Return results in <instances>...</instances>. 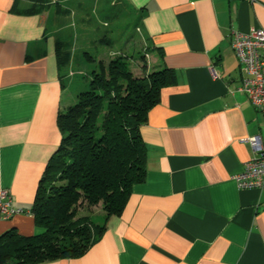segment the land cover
<instances>
[{
	"label": "crops",
	"instance_id": "obj_1",
	"mask_svg": "<svg viewBox=\"0 0 264 264\" xmlns=\"http://www.w3.org/2000/svg\"><path fill=\"white\" fill-rule=\"evenodd\" d=\"M125 1L141 15L153 65L175 76L139 128L144 179L82 255L37 264H264V191L234 179L254 155L246 140L264 143V114L239 89L231 47L233 30L264 29V0ZM13 8L0 0V189L24 212L0 219V235L31 236L36 189L60 143L57 113L71 94L50 22Z\"/></svg>",
	"mask_w": 264,
	"mask_h": 264
},
{
	"label": "trees",
	"instance_id": "obj_2",
	"mask_svg": "<svg viewBox=\"0 0 264 264\" xmlns=\"http://www.w3.org/2000/svg\"><path fill=\"white\" fill-rule=\"evenodd\" d=\"M117 1V11L127 5L125 0ZM53 4L52 0H14L13 9L33 15ZM136 12L134 25L139 27L141 15ZM107 16L113 17L111 13ZM108 33L102 34L98 44L110 48L115 42ZM142 34L152 53L149 37ZM64 45L56 38L62 86L61 72L70 62ZM116 53L103 59L83 52L93 66L84 73L86 84L75 90L73 101L57 113L60 143L45 167L31 206L39 230L31 236L12 230L1 234L0 264H37L82 255L100 239L107 218L121 213L132 185L144 179L146 148L139 128L159 102L161 89L173 84L175 76L166 66L153 65L146 71L144 64L145 75L136 77L124 46H118ZM140 58L144 61V56ZM79 204H100L105 212L103 223L96 225L89 216H76Z\"/></svg>",
	"mask_w": 264,
	"mask_h": 264
},
{
	"label": "rangeland",
	"instance_id": "obj_3",
	"mask_svg": "<svg viewBox=\"0 0 264 264\" xmlns=\"http://www.w3.org/2000/svg\"><path fill=\"white\" fill-rule=\"evenodd\" d=\"M52 2L54 4L43 12V16L50 22L48 28L58 34L59 39L65 44V50L70 53V62L61 73L64 74V91L71 94V101L75 90L86 84L84 73L93 66L92 62L84 58L83 52H90L98 58L105 59L113 56L118 46L123 45L124 51L132 57L130 71L134 76L141 77L145 75V69L149 71L154 68L151 46L147 45L138 24L134 25L138 14L128 5L117 11V7L120 6L117 0H52ZM110 13L113 15L112 18L107 16ZM106 30L109 32L108 36L115 42L110 48L98 44V39ZM140 55L144 56V61ZM144 64L145 69L142 67ZM104 215L100 204L90 207L86 204L76 206V216H89L90 221L96 225L103 223Z\"/></svg>",
	"mask_w": 264,
	"mask_h": 264
},
{
	"label": "built area",
	"instance_id": "obj_4",
	"mask_svg": "<svg viewBox=\"0 0 264 264\" xmlns=\"http://www.w3.org/2000/svg\"><path fill=\"white\" fill-rule=\"evenodd\" d=\"M231 47L235 52L243 73L239 88L249 98L251 104L264 114V29L251 28L243 33L231 32ZM246 141L254 150V155L244 162L243 169L234 176L239 189H259L264 191V143L257 136ZM24 212L12 203L7 189H0V219H9ZM28 212V211H25Z\"/></svg>",
	"mask_w": 264,
	"mask_h": 264
}]
</instances>
